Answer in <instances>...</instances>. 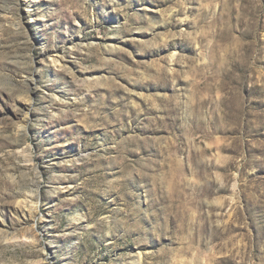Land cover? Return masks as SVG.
I'll return each instance as SVG.
<instances>
[{
	"label": "rangeland",
	"instance_id": "1",
	"mask_svg": "<svg viewBox=\"0 0 264 264\" xmlns=\"http://www.w3.org/2000/svg\"><path fill=\"white\" fill-rule=\"evenodd\" d=\"M41 263L264 264V0H0V264Z\"/></svg>",
	"mask_w": 264,
	"mask_h": 264
},
{
	"label": "bare ground",
	"instance_id": "2",
	"mask_svg": "<svg viewBox=\"0 0 264 264\" xmlns=\"http://www.w3.org/2000/svg\"><path fill=\"white\" fill-rule=\"evenodd\" d=\"M8 241H19V243L35 244L39 238L36 234V229L33 225L23 226L20 228L18 235H13L10 238L6 237ZM42 264V263H41Z\"/></svg>",
	"mask_w": 264,
	"mask_h": 264
}]
</instances>
